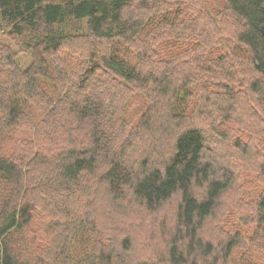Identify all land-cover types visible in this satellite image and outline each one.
<instances>
[{
	"label": "trees",
	"instance_id": "1",
	"mask_svg": "<svg viewBox=\"0 0 264 264\" xmlns=\"http://www.w3.org/2000/svg\"><path fill=\"white\" fill-rule=\"evenodd\" d=\"M262 26L264 0H0V264H264Z\"/></svg>",
	"mask_w": 264,
	"mask_h": 264
},
{
	"label": "water",
	"instance_id": "2",
	"mask_svg": "<svg viewBox=\"0 0 264 264\" xmlns=\"http://www.w3.org/2000/svg\"><path fill=\"white\" fill-rule=\"evenodd\" d=\"M261 31L264 34V26L261 27Z\"/></svg>",
	"mask_w": 264,
	"mask_h": 264
},
{
	"label": "rangeland",
	"instance_id": "3",
	"mask_svg": "<svg viewBox=\"0 0 264 264\" xmlns=\"http://www.w3.org/2000/svg\"><path fill=\"white\" fill-rule=\"evenodd\" d=\"M209 223H210V221H209Z\"/></svg>",
	"mask_w": 264,
	"mask_h": 264
}]
</instances>
